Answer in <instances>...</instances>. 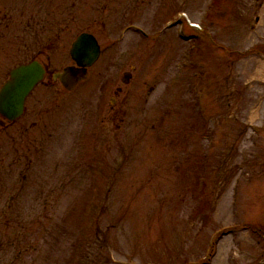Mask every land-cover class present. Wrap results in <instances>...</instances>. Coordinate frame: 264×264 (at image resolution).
<instances>
[{
    "label": "rangeland",
    "instance_id": "obj_1",
    "mask_svg": "<svg viewBox=\"0 0 264 264\" xmlns=\"http://www.w3.org/2000/svg\"><path fill=\"white\" fill-rule=\"evenodd\" d=\"M70 1L103 55L0 128V264H264V0Z\"/></svg>",
    "mask_w": 264,
    "mask_h": 264
},
{
    "label": "flooded vegetation",
    "instance_id": "obj_2",
    "mask_svg": "<svg viewBox=\"0 0 264 264\" xmlns=\"http://www.w3.org/2000/svg\"><path fill=\"white\" fill-rule=\"evenodd\" d=\"M67 1L0 0L1 80L4 72L6 79L10 69L32 61H38L45 68L46 76L56 65L63 68L74 65L70 51L76 38L83 32L97 35L86 30L72 32V2ZM4 81L0 82V88ZM0 120L5 123H0L1 129L12 125L1 115Z\"/></svg>",
    "mask_w": 264,
    "mask_h": 264
},
{
    "label": "water",
    "instance_id": "obj_3",
    "mask_svg": "<svg viewBox=\"0 0 264 264\" xmlns=\"http://www.w3.org/2000/svg\"><path fill=\"white\" fill-rule=\"evenodd\" d=\"M100 54L96 40L90 35H82L72 50V57L79 68H66L55 74L68 91H72L86 78V68L92 66ZM44 70L38 63L21 66L10 74V80L0 91V114L11 122L24 113L25 101L35 86L43 79Z\"/></svg>",
    "mask_w": 264,
    "mask_h": 264
}]
</instances>
